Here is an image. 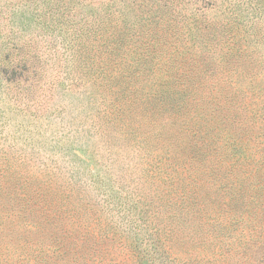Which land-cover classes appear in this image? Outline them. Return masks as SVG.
<instances>
[{
  "label": "rangeland",
  "instance_id": "374dc122",
  "mask_svg": "<svg viewBox=\"0 0 264 264\" xmlns=\"http://www.w3.org/2000/svg\"><path fill=\"white\" fill-rule=\"evenodd\" d=\"M0 219V264H264V0H0Z\"/></svg>",
  "mask_w": 264,
  "mask_h": 264
},
{
  "label": "trees",
  "instance_id": "16d2710c",
  "mask_svg": "<svg viewBox=\"0 0 264 264\" xmlns=\"http://www.w3.org/2000/svg\"><path fill=\"white\" fill-rule=\"evenodd\" d=\"M198 39L200 41V45L203 46L202 52H207L208 45L204 39V35H199ZM184 52L189 53L192 56L188 57V61L184 65L186 72H183L180 77L183 79H189L194 77L195 74H197L196 71L198 69L197 68L198 65L203 66L205 59L203 57H196L195 56L196 53H194L193 51L184 50ZM224 54L228 55L227 52H225ZM209 58L211 59L212 57ZM157 67L162 69L159 71L162 73L163 77L160 81H154L155 91L159 92V95L163 100L170 99L171 98L170 95H173L171 94L173 90L171 85L174 78L172 71H174V68L177 67H175V63L173 61L167 62L166 65H158ZM30 212L33 215L31 214V217L24 215L23 219L26 223L30 224L32 227H38V226L40 227L43 222L46 223V222H50L51 220L54 221L57 218V215H53L51 211L49 212L45 209L43 210L40 206L38 207L32 206ZM10 214H17V213H10ZM0 223H1V219H0ZM76 230L77 229L75 228L71 229V232L67 234L68 235L67 237L71 238V242L69 243L72 244V246H74L72 248H74L75 251L78 252V255H80L81 257L84 256L92 257L94 250L90 249L91 244L89 241H87L90 237H92V232L86 229L84 233L81 234L79 231ZM103 242H105L106 244V241ZM103 242H98V243H103ZM137 252L138 253H137V257H135V261H138L139 264H162L161 261H155V258L151 259L150 254H147L146 256L142 251L137 250ZM35 264H41V263L36 262Z\"/></svg>",
  "mask_w": 264,
  "mask_h": 264
}]
</instances>
